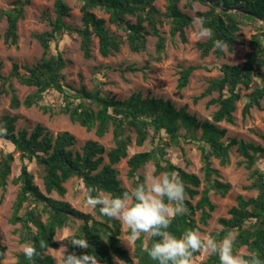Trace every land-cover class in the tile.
<instances>
[{"label":"trees","instance_id":"obj_1","mask_svg":"<svg viewBox=\"0 0 264 264\" xmlns=\"http://www.w3.org/2000/svg\"><path fill=\"white\" fill-rule=\"evenodd\" d=\"M31 1L14 0L13 8L0 10V17L5 15L7 19L6 43L18 45V23L25 16V8ZM180 1L166 0L165 11H161L155 4L156 0H81L82 24L71 27L65 20L71 11L67 0H54L56 18L50 21L51 30L35 34L43 48L41 60L24 66L25 73H20V65L13 62L8 76L1 73L0 61V95L11 93L12 108L39 104L45 94L55 91L63 100L61 111L67 113L73 123H79L89 131L95 130L99 137L111 131L114 142L108 152L95 140H88L81 150H75L76 137L69 131L52 136L40 123L31 131L26 128L16 131L17 116L3 114L0 117V138L12 146L0 157V189H5L8 184L17 152L21 167L13 183L19 185V190L10 222L18 225L15 232L19 242L34 246L38 252L31 260L26 259L22 251L19 252L15 264H54V258L47 251L58 246L57 231L76 221L79 225L69 239H86L89 248L82 249L68 243L67 254L90 252L96 255L100 264H117L116 258L128 264L135 260L136 264H156L145 251L156 239L150 234H141L134 241V249L130 253L122 244L123 226L119 220L101 216L99 207L93 209V213L84 212L51 196L53 192L65 195V184L71 178L81 181L85 200L90 187L111 195H121L130 189L122 185L116 165L128 156L132 133L138 146L148 141L152 143L149 150L137 152L128 159V178L132 180V188L143 182L146 175L144 168L150 162L154 164L155 175L174 174L184 185L185 213L176 216L168 229L176 236L189 229L200 232L201 225L208 224L216 208L211 192L224 195L230 188L229 184L218 179L219 170L212 166V159H217L221 166L229 165L231 147L236 145L243 157L238 165L244 164L250 171L251 183L246 188L257 193L255 196H237L236 205L229 209V217L219 219L221 228L213 234V238L222 240L231 233L235 237L236 253L246 247L248 254L244 256L257 255L264 261V169L258 166V162L264 161V145L226 138L227 129L220 126L221 122H236L237 102L242 98L241 85L250 90L246 95L243 116L249 115L254 107L260 108L264 99V0H189L191 8L195 1L209 7L207 11L196 12L201 22L200 29L209 32L208 38L196 45L201 59L211 53L217 58H224V48L232 51L233 44L238 41L240 25L246 20L262 22L250 37L244 61L241 64H223L221 74L211 79L204 91L194 98L197 102L217 93L208 102V105L217 106L211 119L199 120L186 107L177 108L170 100L145 96L141 91L120 100L103 94L99 86L88 90L85 86L74 88L66 82L64 69L67 59L61 49V41L66 34L77 32L84 58H92L93 37L98 38L100 54L108 57L120 52L122 45L121 38L107 27L109 22L124 32L129 49L135 53L146 51L148 36H155V55L151 59L160 61L166 50V37L160 31L164 20L170 24L172 37L179 35L183 42L187 41L186 29L192 25L193 18L180 8ZM96 11L107 14L108 20ZM129 17L135 18V21ZM197 68L199 66L189 65L180 70L178 89L188 85ZM127 69L136 71L138 68L129 65ZM14 77L21 84L36 87L23 101L12 86L11 79ZM41 107L44 111L48 110L44 105ZM182 129L186 131L184 136ZM198 131L205 176L202 189L199 175L186 171L168 157L169 147L179 146L187 134L197 137ZM262 138L264 140V135ZM31 164L39 169L44 192L35 183ZM197 196L199 199L194 203ZM127 232L129 234V230ZM41 243L45 245L43 248ZM199 253H193L188 264ZM4 257L5 247L0 240V264ZM205 264H219V261L210 254Z\"/></svg>","mask_w":264,"mask_h":264},{"label":"rangeland","instance_id":"obj_2","mask_svg":"<svg viewBox=\"0 0 264 264\" xmlns=\"http://www.w3.org/2000/svg\"><path fill=\"white\" fill-rule=\"evenodd\" d=\"M13 2L14 0H0V10L13 8ZM67 3L71 8L70 16L65 19L67 25L80 27L82 24L81 0H67ZM155 4L161 11H165L166 0H156ZM188 4L189 0L180 1V8L193 18L192 25L186 29V42H183L179 35L171 36L168 21L164 20L160 26V31L166 37V50L163 59L160 61L151 59V56L155 55V42L157 39L155 36H148L146 51L135 53L129 49L124 32L109 22H107V27L112 33L121 38L122 45L120 52L108 57H103L100 54L98 38L93 37L92 58H84L80 49V36L77 32L66 34L61 41V49L67 59V66L64 69L66 82L74 88L85 86L88 90L99 86L103 94L114 96L120 100L128 98L134 92L141 91L145 96L163 97L170 100L177 108L186 107L187 111L199 120L211 119L217 106L214 104L208 105V102L212 97L217 96V93L206 96L197 102L194 101V98L204 91L211 79L221 74L220 68L223 64H241L244 61V55L249 49L250 37L262 22L246 20L244 24L240 25V31L237 34L238 41L233 44L232 51H229L226 47L224 48L226 51L224 58H217L211 53L208 57L201 59L196 45L198 42L206 40L209 32L206 29L203 30V33L201 32V22L197 18L196 12L207 11L209 7L200 1H195L192 8ZM96 12L99 16L108 20L107 14L101 11ZM55 18L54 0H32L25 8V16L18 23V45H11L4 40V33L7 28L6 16L0 17V61L2 62L1 73L4 76L10 74L13 62L20 65V73H25L24 66H31L41 60L43 48L36 39L35 34L51 30L50 21L55 20ZM129 19L135 21V18L129 17ZM129 65L136 66L138 69L136 71L129 70L127 69ZM189 65H197L199 68L193 71L188 85L180 90L177 88L179 72ZM11 83L21 101L36 90V87L21 84L15 77L11 79ZM6 86L8 87V84ZM239 90L242 98L237 102L236 122L234 124L221 122L220 126L227 129L226 138L234 137L238 140L264 145L262 138V135H264V99L260 108L254 107L249 115L243 116V107L247 101L246 95L250 90L242 85ZM10 101L11 93L0 95V117L3 114L17 116L16 131L22 128L31 131L40 123L45 127L46 132L52 136H56L63 131L72 133L76 137L75 150H81V147L88 140L97 141L105 148L106 152L114 146L111 131L105 136L99 137L96 135L95 130L89 131L79 123H73L69 115L61 111L63 100L59 93L55 91L48 92L45 94L43 101L31 107L22 105L19 108H12ZM42 105L46 106L48 110L44 111ZM181 132L183 136L186 134L185 129H182ZM131 135L132 143L128 148V156L116 165L119 171L118 177L122 185L127 188H132V180L128 178V159L137 152L149 150L152 146L150 141L143 146H138L135 142V134L132 133ZM196 135L197 137H191L190 134H187L185 135L187 138L183 137L179 146L169 147L168 157L186 171L199 175L202 180V189L205 184V176L202 169L201 151L198 146L200 131ZM11 149L10 143L0 138V157L3 152ZM15 156L17 159L13 163L8 184L5 189H0V240L5 247V257L2 264H15L16 255L25 246H28L19 242L18 235L15 232L18 225H13L10 222L12 206L19 190V185L14 184L13 179L18 176L21 167L17 152H15ZM230 158L231 163L226 166H221L217 159H212V166L219 170L218 179L229 184L230 188L224 195L216 191L211 192V199L216 208L212 212L208 224L201 225L200 233L203 237H213V234L221 228L219 219L229 217V209L236 205L238 195L255 196L257 193L246 188L251 183L250 171L244 164L238 165L243 157L237 151L236 145L231 147ZM258 166L264 169V161L258 162ZM30 167L35 175V183L44 192L45 189L39 169L33 164ZM154 172L153 162L148 163L144 168V173L155 175ZM65 185L67 188L65 195L61 196L53 192L51 196L68 202L81 211L93 213V209L88 207L85 202V191L81 181L71 178ZM198 199L199 196L193 202L195 203ZM78 225L79 221H76L70 226L57 231L58 246L47 251V254L54 258V264H62V257L68 251V240L76 231ZM122 226V244L132 253L134 241H131L129 246L127 243V240L130 239L127 232L128 228L125 225ZM237 254L244 256L248 254V250L246 247H242L237 251ZM209 255L208 251L202 250L199 255L192 258L190 264H205ZM116 262L117 264H128L118 258H116ZM132 264H136V260Z\"/></svg>","mask_w":264,"mask_h":264},{"label":"clouds","instance_id":"obj_3","mask_svg":"<svg viewBox=\"0 0 264 264\" xmlns=\"http://www.w3.org/2000/svg\"><path fill=\"white\" fill-rule=\"evenodd\" d=\"M185 199L184 185L176 175L146 174L142 183L126 189L121 195L105 194L90 187L85 202L92 209L99 207L101 216L119 220L127 226L129 246L141 234H150L156 238L145 249L148 257L156 264H188L192 254L202 250L216 256L219 264H264L257 255L237 254L234 251L235 237L231 233L226 234L222 240L203 237L195 229L185 230L180 236L171 233L168 229L172 221L185 213ZM68 241L79 248H89L86 239L71 238ZM44 246L41 243L40 247ZM22 253L28 260L38 255L37 249L31 245L25 246ZM62 264H100V260L90 252L80 255L68 253L63 255Z\"/></svg>","mask_w":264,"mask_h":264}]
</instances>
